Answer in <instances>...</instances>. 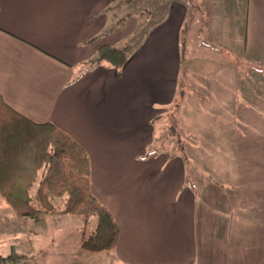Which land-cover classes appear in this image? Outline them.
Returning <instances> with one entry per match:
<instances>
[{
	"label": "crops",
	"instance_id": "obj_1",
	"mask_svg": "<svg viewBox=\"0 0 264 264\" xmlns=\"http://www.w3.org/2000/svg\"><path fill=\"white\" fill-rule=\"evenodd\" d=\"M142 3L0 0V95L27 120L53 124L87 152L93 194L120 227L117 248L109 252L115 263L264 264V178L243 170L235 157L241 145L264 154L257 118L247 114L240 125L225 122L230 127L214 133L218 110L249 113L246 102L259 106L264 0L173 1L150 26ZM206 30L228 46L244 45V61L254 71L244 77L227 67L207 79L204 94L190 92L180 120L189 140L177 133L186 143L174 155L160 150L159 136L181 107L187 49ZM122 45L131 53L121 71L95 63L103 46ZM187 165L196 169L191 176ZM27 223L0 194V260L6 264L12 256L58 264L51 254L59 247L62 264H86L84 255H95L84 250L83 232L74 250L60 239L50 245L32 236Z\"/></svg>",
	"mask_w": 264,
	"mask_h": 264
},
{
	"label": "trees",
	"instance_id": "obj_2",
	"mask_svg": "<svg viewBox=\"0 0 264 264\" xmlns=\"http://www.w3.org/2000/svg\"><path fill=\"white\" fill-rule=\"evenodd\" d=\"M130 53L131 46H103L95 63L121 71ZM0 194L22 219L39 222L45 215L64 214L84 219L86 226L96 219L95 231L84 239V250L98 254L117 248L120 227L93 194L87 152L53 124L27 120L1 95ZM57 200L65 201L62 212L57 210Z\"/></svg>",
	"mask_w": 264,
	"mask_h": 264
},
{
	"label": "rangeland",
	"instance_id": "obj_3",
	"mask_svg": "<svg viewBox=\"0 0 264 264\" xmlns=\"http://www.w3.org/2000/svg\"><path fill=\"white\" fill-rule=\"evenodd\" d=\"M142 7L147 9L145 11V18L149 17L148 15H152V21H149V26L152 25L158 18H162L163 15L166 14V11L169 9L171 3L174 1H188V0H142ZM229 26V22H227ZM235 28V23L232 24ZM231 26V23H230ZM236 29V28H235ZM210 30H206L202 35L197 36V39L193 40L196 42L194 45H190L187 49V55H185L184 67L181 72V99H178L176 105H181L180 108H174L172 115H169V119L165 124V129H163L161 135L159 136L158 142L163 145V151H169L172 154H177L178 148H184L183 140H178L176 137L177 133L181 136H185L187 140H189L186 136L185 131L181 126L182 120V112L185 111V108L188 107L189 101H186L190 92L193 94H204L205 93V83L207 79H209L212 75H215L218 71L227 68V67H237L238 70H242L244 77H247L254 68L245 60L246 53L244 51V45H235L228 46L226 43H222L221 40H217L216 37L209 33ZM187 32V30L185 31ZM183 35V34H182ZM184 36V37H183ZM182 36L183 41H187L186 34ZM135 39V38H134ZM193 39V38H192ZM226 40V39H225ZM140 41V39L138 40ZM198 42V44H197ZM133 44V42H128V45ZM132 46V45H131ZM121 47H124L122 45ZM229 49H228V48ZM249 64V65H248ZM261 71V77L259 84L256 88L255 100H260L259 106L256 108H252L246 102V106H248L249 113L244 111H240V109L234 108H226L218 110L220 122L214 128V133L221 134L224 132L225 128H229L230 125H226L225 122L233 123L234 126L240 125L239 123L241 118H245L248 114L250 116H255L257 118V127L260 129L262 134V138H264V67L259 69ZM247 75V76H246ZM243 77V78H244ZM216 80V79H215ZM242 100V98H241ZM249 100L252 98L249 96ZM223 104V103H222ZM238 105V103H236ZM176 106V107H178ZM190 109V107H189ZM209 117H216L217 110H207ZM206 110L203 112H207ZM221 111V112H220ZM202 110H200L201 115H203ZM218 116V114H217ZM175 136V137H174ZM182 142V146L179 147L177 142ZM192 141V140H191ZM241 142H238L240 144ZM200 145V142H199ZM174 146V149L172 147ZM166 147V148H165ZM238 154L235 157H238V160L241 161L243 166V170L246 168L250 170H256L258 173L256 174V178L262 180L264 177L257 176L261 171H264V154H254L250 152L248 146L241 145L238 146ZM234 157V160H235ZM212 164L215 165L213 162ZM189 175L193 174L196 170L193 165H187ZM238 174V173H237ZM242 174V173H239ZM190 175V176H191ZM198 178V177H197ZM212 181L215 179H213ZM199 180V178H198ZM217 182V181H216ZM219 186H224L220 182H218ZM57 206V210H64V200H57L55 202ZM22 219V218H21ZM96 219H92L90 224L86 226L84 219L76 218L64 214H56V215H45L42 216L39 222L34 220H28L27 223V231L36 233L38 237H41L46 244H52V239H60L61 246L65 247L66 244H72V248L76 250L77 243L76 241L80 240L81 235L79 233L83 232L85 237L90 235L95 231ZM22 231H24L22 229ZM53 232H62L59 238L52 237ZM79 232V233H78ZM264 232V228L262 229ZM80 244V243H79ZM47 254H50L51 251L44 250ZM53 260L57 261L58 264H62V260H64V252H61L60 247L55 248L54 252L51 254ZM86 264H117L115 263V259L109 253L92 255L86 253L84 255ZM92 258H95L91 261ZM40 259H43L40 256ZM114 259V261H113ZM66 260V259H65ZM88 260V261H87ZM11 261V260H10ZM13 261V262H12ZM10 264H27L25 257L13 256ZM0 264H6L5 261L0 260Z\"/></svg>",
	"mask_w": 264,
	"mask_h": 264
}]
</instances>
